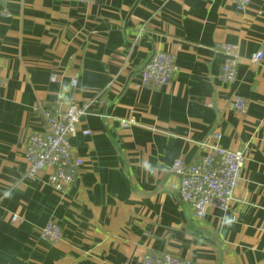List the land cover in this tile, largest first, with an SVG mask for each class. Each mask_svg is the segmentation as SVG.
Returning <instances> with one entry per match:
<instances>
[{"label":"crops","instance_id":"crops-1","mask_svg":"<svg viewBox=\"0 0 264 264\" xmlns=\"http://www.w3.org/2000/svg\"><path fill=\"white\" fill-rule=\"evenodd\" d=\"M224 44L238 46L233 86L219 76ZM158 50L173 55L174 78L139 86ZM260 50L264 0H0V264H140L148 252L264 264ZM71 103L90 104L70 139L84 162L60 192L51 168L28 176L25 153L46 128L42 108ZM214 133L245 155L243 177L229 209L200 220L171 168L202 156ZM50 219L58 242L41 236Z\"/></svg>","mask_w":264,"mask_h":264},{"label":"built area","instance_id":"built-area-1","mask_svg":"<svg viewBox=\"0 0 264 264\" xmlns=\"http://www.w3.org/2000/svg\"><path fill=\"white\" fill-rule=\"evenodd\" d=\"M88 4L94 0H77ZM240 6L248 5L252 0H233ZM224 61L220 78L227 85L233 86L238 78V65L240 61L238 46L224 44L222 46ZM264 57L263 50L253 55L255 62ZM176 65L172 54L158 50L145 63L140 71V84L165 85L172 81L176 73ZM76 84V80L72 81ZM232 107L241 113L248 109V101L237 95L234 97ZM90 104H68L65 107H44L42 113L46 121V128L41 132L29 135L26 145V160L28 163V176L37 177L41 171L51 168L49 183L57 191H65L72 185L78 176L84 162L71 146L70 139L77 131L82 116L88 113ZM133 119L122 121L123 126L133 123ZM85 134L91 130L86 129ZM222 135H211L213 141L206 143V151L193 162H187L179 157L172 165V172L179 177V198L188 203L197 219H204L210 207L226 211L229 209L234 193L238 187L245 162L242 151H234L224 147L221 143ZM14 217V220H17ZM41 236L58 242L61 239V227L55 219H50L41 229ZM140 264H195L193 261L171 253L153 254L148 252Z\"/></svg>","mask_w":264,"mask_h":264},{"label":"rangeland","instance_id":"rangeland-1","mask_svg":"<svg viewBox=\"0 0 264 264\" xmlns=\"http://www.w3.org/2000/svg\"><path fill=\"white\" fill-rule=\"evenodd\" d=\"M27 172H28V171H27ZM68 187H69V186H68ZM68 187H67V188H68Z\"/></svg>","mask_w":264,"mask_h":264}]
</instances>
